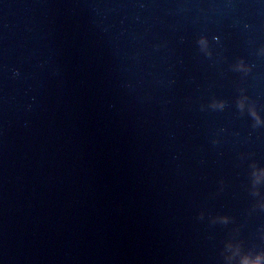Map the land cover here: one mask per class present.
I'll return each mask as SVG.
<instances>
[{
    "label": "water",
    "instance_id": "obj_1",
    "mask_svg": "<svg viewBox=\"0 0 264 264\" xmlns=\"http://www.w3.org/2000/svg\"><path fill=\"white\" fill-rule=\"evenodd\" d=\"M0 264H264V0H0Z\"/></svg>",
    "mask_w": 264,
    "mask_h": 264
}]
</instances>
